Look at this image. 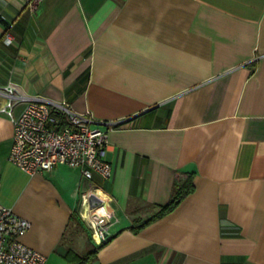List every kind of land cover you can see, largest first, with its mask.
Returning a JSON list of instances; mask_svg holds the SVG:
<instances>
[{
  "label": "crops",
  "instance_id": "obj_1",
  "mask_svg": "<svg viewBox=\"0 0 264 264\" xmlns=\"http://www.w3.org/2000/svg\"><path fill=\"white\" fill-rule=\"evenodd\" d=\"M9 83L116 123L110 176L92 179L114 221L88 264H264V0H0ZM13 133L0 112V203L30 222L20 241L45 264H75L67 252L97 246L76 211L85 179L23 171ZM188 173L194 191L133 231Z\"/></svg>",
  "mask_w": 264,
  "mask_h": 264
},
{
  "label": "built area",
  "instance_id": "obj_2",
  "mask_svg": "<svg viewBox=\"0 0 264 264\" xmlns=\"http://www.w3.org/2000/svg\"><path fill=\"white\" fill-rule=\"evenodd\" d=\"M12 41V37L5 33L4 43L9 45ZM0 94L5 98L0 112L10 120L14 129L8 154L11 163L28 174L48 171L57 165L74 168L89 188L94 186L93 174L102 178L110 176L111 168L105 155L108 130L116 123H108V129L103 130L96 126L97 122L88 112L78 113L64 102H51L38 95L20 93L12 83L1 87ZM18 104H23V108L14 115ZM96 189L88 193L90 206L101 203L99 198L91 199ZM113 215L112 210L107 218ZM100 225H89L96 245L107 239L108 233L101 230ZM29 227L28 220L0 203V264H45L43 254L20 241ZM95 232L99 235L98 241L94 239Z\"/></svg>",
  "mask_w": 264,
  "mask_h": 264
},
{
  "label": "trees",
  "instance_id": "obj_3",
  "mask_svg": "<svg viewBox=\"0 0 264 264\" xmlns=\"http://www.w3.org/2000/svg\"><path fill=\"white\" fill-rule=\"evenodd\" d=\"M193 177V173H188L183 179L176 180L173 184L170 198L167 204H165L164 206H157V211L154 212L151 216L144 219H138V221L132 226L133 231L139 232L151 223L163 218L164 216L174 211L180 205V203L194 191ZM108 240L109 237H107L105 241H102L100 244H98L94 250L88 251L83 256H78L73 252L67 253L71 254V257L77 261V263L75 264H88V261L91 259L90 256L92 255V253L97 252V250L105 245Z\"/></svg>",
  "mask_w": 264,
  "mask_h": 264
},
{
  "label": "bare ground",
  "instance_id": "obj_4",
  "mask_svg": "<svg viewBox=\"0 0 264 264\" xmlns=\"http://www.w3.org/2000/svg\"><path fill=\"white\" fill-rule=\"evenodd\" d=\"M92 194V193H91ZM99 198L101 200L100 204H95L93 206L88 205V197H84L83 205L84 212L82 217L89 223L91 227L100 225L99 223L106 221V218L109 216L112 211L109 199L105 197L100 189L93 191L92 200ZM104 198L105 199L104 201ZM94 239L99 240V235L97 232L94 233Z\"/></svg>",
  "mask_w": 264,
  "mask_h": 264
},
{
  "label": "rangeland",
  "instance_id": "obj_5",
  "mask_svg": "<svg viewBox=\"0 0 264 264\" xmlns=\"http://www.w3.org/2000/svg\"><path fill=\"white\" fill-rule=\"evenodd\" d=\"M84 184H86V181H84ZM93 188H96V187L93 186L92 188H89V186L86 184L85 191L83 192V194H81L79 196V200H78V204H77V209H76V211L79 214V217L81 218V220L83 221V223L85 224V226L88 228V230L90 232V235L93 233V230L90 228L89 223H87V221L85 219H83L82 214H83V212L85 210L84 209V205H83V199H84L85 196L88 197V193L91 192V189H93ZM97 204H100V203H97ZM88 205H89V202H88ZM113 221H114L113 220V217L106 218V221H104L106 223L105 224H102L104 222L99 223V224H102V225L99 226V228H101V230H103V231H105V232L108 233V230H106V227L109 226V224L112 223Z\"/></svg>",
  "mask_w": 264,
  "mask_h": 264
},
{
  "label": "water",
  "instance_id": "obj_6",
  "mask_svg": "<svg viewBox=\"0 0 264 264\" xmlns=\"http://www.w3.org/2000/svg\"><path fill=\"white\" fill-rule=\"evenodd\" d=\"M92 197H93V195H92ZM100 201V200H99ZM91 205H92V202L90 203Z\"/></svg>",
  "mask_w": 264,
  "mask_h": 264
}]
</instances>
